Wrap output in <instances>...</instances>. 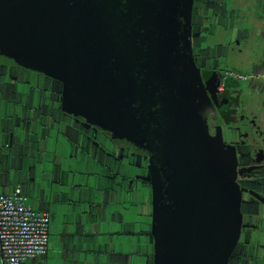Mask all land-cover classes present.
Here are the masks:
<instances>
[{
  "label": "water",
  "instance_id": "1",
  "mask_svg": "<svg viewBox=\"0 0 264 264\" xmlns=\"http://www.w3.org/2000/svg\"><path fill=\"white\" fill-rule=\"evenodd\" d=\"M195 1L0 0V66L58 82L65 114L148 157L153 264H227L240 228L238 193L206 138L192 85ZM221 40L213 33L205 44ZM41 134L23 103L0 101V152L12 173Z\"/></svg>",
  "mask_w": 264,
  "mask_h": 264
},
{
  "label": "flooded vegetation",
  "instance_id": "2",
  "mask_svg": "<svg viewBox=\"0 0 264 264\" xmlns=\"http://www.w3.org/2000/svg\"><path fill=\"white\" fill-rule=\"evenodd\" d=\"M239 21L226 0L195 1L192 85L206 138L240 202L239 234L227 264H264V90L249 80L226 86L227 75L237 74L228 62L237 55ZM213 33L222 40L209 48L205 42ZM0 101L10 107L23 103L42 131V142L21 148L14 173L7 149L0 152L2 176L47 214L48 239L53 236L62 264L76 261L81 249L119 263L123 236L130 264H153L148 157L87 119L65 114L61 84L25 68L0 66ZM20 129L26 133L29 123L23 120Z\"/></svg>",
  "mask_w": 264,
  "mask_h": 264
},
{
  "label": "crops",
  "instance_id": "3",
  "mask_svg": "<svg viewBox=\"0 0 264 264\" xmlns=\"http://www.w3.org/2000/svg\"><path fill=\"white\" fill-rule=\"evenodd\" d=\"M231 9H234L240 16L239 27L242 29V35L237 39V55L228 62V67L241 75H257L264 73V0H226ZM253 20V28L248 34V29H251V21ZM249 84L254 87L264 90V82L258 80H249ZM245 83V82H244ZM4 161L0 157V195L9 194L14 188L18 187L11 181H7L2 176ZM25 204L31 207L35 212L42 213L37 210L35 204L25 197ZM55 241H52L45 258L39 263L26 261L22 264H62L56 249ZM112 248L116 249V243H111ZM121 247V262L114 260V256L98 255L95 257L93 252H88L81 249L80 256L74 262H65L63 264H130L128 256L127 239L125 236L120 241ZM116 250L113 251V253ZM1 264V257H0Z\"/></svg>",
  "mask_w": 264,
  "mask_h": 264
},
{
  "label": "built area",
  "instance_id": "4",
  "mask_svg": "<svg viewBox=\"0 0 264 264\" xmlns=\"http://www.w3.org/2000/svg\"><path fill=\"white\" fill-rule=\"evenodd\" d=\"M234 80L264 81L257 75L228 74ZM49 217L25 204L19 187L0 195V257L1 264H22L44 257L48 251Z\"/></svg>",
  "mask_w": 264,
  "mask_h": 264
},
{
  "label": "trees",
  "instance_id": "5",
  "mask_svg": "<svg viewBox=\"0 0 264 264\" xmlns=\"http://www.w3.org/2000/svg\"><path fill=\"white\" fill-rule=\"evenodd\" d=\"M228 88H236L238 85H237V82L235 80H233L232 78H229L227 80V85H226Z\"/></svg>",
  "mask_w": 264,
  "mask_h": 264
},
{
  "label": "rangeland",
  "instance_id": "6",
  "mask_svg": "<svg viewBox=\"0 0 264 264\" xmlns=\"http://www.w3.org/2000/svg\"><path fill=\"white\" fill-rule=\"evenodd\" d=\"M49 241H50V245H51L52 244V241H53V236H50Z\"/></svg>",
  "mask_w": 264,
  "mask_h": 264
}]
</instances>
